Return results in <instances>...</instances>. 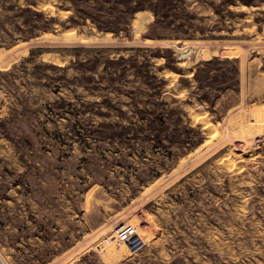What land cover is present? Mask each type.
Masks as SVG:
<instances>
[{
	"label": "rangeland",
	"instance_id": "1",
	"mask_svg": "<svg viewBox=\"0 0 264 264\" xmlns=\"http://www.w3.org/2000/svg\"><path fill=\"white\" fill-rule=\"evenodd\" d=\"M0 264H264V0H0Z\"/></svg>",
	"mask_w": 264,
	"mask_h": 264
},
{
	"label": "built area",
	"instance_id": "2",
	"mask_svg": "<svg viewBox=\"0 0 264 264\" xmlns=\"http://www.w3.org/2000/svg\"><path fill=\"white\" fill-rule=\"evenodd\" d=\"M145 246L146 240L138 231V228L132 224L124 223L106 236L99 248L104 252L115 249L118 251L116 255L126 260L140 254Z\"/></svg>",
	"mask_w": 264,
	"mask_h": 264
}]
</instances>
